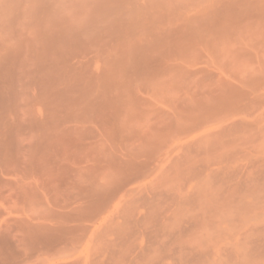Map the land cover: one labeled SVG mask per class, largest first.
<instances>
[{
	"label": "bare ground",
	"instance_id": "obj_1",
	"mask_svg": "<svg viewBox=\"0 0 264 264\" xmlns=\"http://www.w3.org/2000/svg\"><path fill=\"white\" fill-rule=\"evenodd\" d=\"M186 1L0 27V264H264V0Z\"/></svg>",
	"mask_w": 264,
	"mask_h": 264
},
{
	"label": "rangeland",
	"instance_id": "obj_2",
	"mask_svg": "<svg viewBox=\"0 0 264 264\" xmlns=\"http://www.w3.org/2000/svg\"><path fill=\"white\" fill-rule=\"evenodd\" d=\"M11 1V2H10ZM15 0H0V3L2 4L3 2V5H0V13H3L2 12V9H3V11H4V13H6V11H7V13H8V15H7V17L6 18H4L2 21H6L5 23L4 22H2L1 20H0V23H3L2 24V26H1V24H0V27L2 28H0L1 29V31L3 30V26L5 27V29L1 32L3 35H5L6 33L7 34H12L13 32H14V29L17 31V29H18V26H19V28H20V23H18V21H21L22 19H21V17H19V14L18 13H20V16H22V0H21V2H20V0H16L15 2H14ZM176 2H179L180 3V5H185L186 6V3H187V1L186 0H183L182 2L183 3H181L180 2V0L179 1H177V0H175ZM15 4H14V3ZM19 2V3H18ZM186 2V3H185ZM188 2H189V4H187V6L188 7H192V3H194V5H195V2H198V1H196V0H194V2H193V0H188ZM192 2V3H191ZM9 4V5H6V4ZM12 3H13V5H12ZM191 3V4H190ZM5 4V5H4ZM19 4V5H18ZM17 5L19 6V7H17ZM3 6V7H2ZM4 6H6V7H4ZM8 7V8H7ZM10 7L12 8V10L10 9ZM4 8H6V9H4ZM17 10H16V9ZM19 9V10H18ZM11 10V11H10ZM16 10V11H15ZM12 14H11V13ZM15 12H17V13H15ZM15 13V14H14ZM10 15V16H9ZM12 15V16H11ZM16 16V17H15ZM20 18V19H18V18ZM0 19H2V16H1V18ZM22 22V21H21ZM7 23H9V24H11V25H13L12 27L10 26V25H8ZM18 25V26H17ZM22 25V24H21ZM11 27L12 29H7V27ZM17 26V27H16ZM6 30H8V31H10V32H8V31H6ZM18 30H20V29H18ZM3 32H5V33H3ZM0 33V35L2 36V34Z\"/></svg>",
	"mask_w": 264,
	"mask_h": 264
}]
</instances>
